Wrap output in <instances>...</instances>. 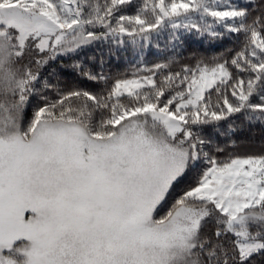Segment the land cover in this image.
Segmentation results:
<instances>
[{
    "label": "snow or ice",
    "instance_id": "1",
    "mask_svg": "<svg viewBox=\"0 0 264 264\" xmlns=\"http://www.w3.org/2000/svg\"><path fill=\"white\" fill-rule=\"evenodd\" d=\"M0 264H264V0H0Z\"/></svg>",
    "mask_w": 264,
    "mask_h": 264
},
{
    "label": "trees",
    "instance_id": "2",
    "mask_svg": "<svg viewBox=\"0 0 264 264\" xmlns=\"http://www.w3.org/2000/svg\"><path fill=\"white\" fill-rule=\"evenodd\" d=\"M118 66H123V61L120 62V65ZM241 135H245V134H241ZM257 139H259V135L257 134Z\"/></svg>",
    "mask_w": 264,
    "mask_h": 264
}]
</instances>
